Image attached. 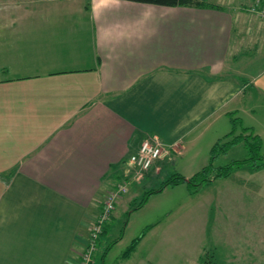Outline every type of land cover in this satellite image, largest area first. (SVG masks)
I'll use <instances>...</instances> for the list:
<instances>
[{"label":"crops","instance_id":"1","mask_svg":"<svg viewBox=\"0 0 264 264\" xmlns=\"http://www.w3.org/2000/svg\"><path fill=\"white\" fill-rule=\"evenodd\" d=\"M207 3L0 0V264H79L143 140L167 150L146 181L230 128L264 19Z\"/></svg>","mask_w":264,"mask_h":264},{"label":"rangeland","instance_id":"2","mask_svg":"<svg viewBox=\"0 0 264 264\" xmlns=\"http://www.w3.org/2000/svg\"><path fill=\"white\" fill-rule=\"evenodd\" d=\"M226 1L230 6H243L246 10L249 0H245L247 3ZM255 50L252 43L243 49L247 60ZM259 60L248 67V81H252L245 90L239 114L233 117L236 119L234 134L238 136L247 128L250 135L260 139V155L263 156L264 76H260V80L258 76L264 74V59ZM232 130L230 126L217 136L204 137L196 146L195 154L176 158L167 172L151 174L146 181L143 177L147 173L140 182L132 180L126 192L117 198L112 217L104 225L106 235L99 238L93 262L116 264L131 243L140 238L131 264L141 261L143 264H201L202 257H212L217 264H264V169L251 172L249 167H244L227 179L199 187L193 194L184 182L167 187L126 216L133 200L158 188L166 177L175 173L187 180L200 173L210 163V150L218 141L215 139ZM216 157L213 166L223 167L245 159L248 151L238 144Z\"/></svg>","mask_w":264,"mask_h":264},{"label":"trees","instance_id":"3","mask_svg":"<svg viewBox=\"0 0 264 264\" xmlns=\"http://www.w3.org/2000/svg\"><path fill=\"white\" fill-rule=\"evenodd\" d=\"M127 1L139 4L154 5L159 7H217L215 5H209L206 0H120ZM251 1V0H249ZM248 1V2H249ZM86 9H89V2H87ZM236 124V119L232 116L231 118V127L233 130L220 138L210 150V163L202 169V171L193 177L185 180L184 177L179 176L178 174H172L170 177H166L161 183L160 186L156 189L144 192L140 199H135L131 202V210L126 214L128 217L129 213L140 209V207L148 201V198L152 195L161 193L167 187H173L182 182L187 183L191 194L196 193L198 188L210 184L211 182L218 179H227L235 171H238L244 167H249L252 172L259 171L264 169V154L260 155V139L257 136L250 135L247 132V128H244V133L240 135H235L234 127ZM241 144L247 151L248 157L240 161H233L231 164H228L223 167H214L213 162L215 161L216 156L220 154H226L228 150L235 145ZM126 217V218H127ZM104 232V228H103ZM102 232V234H103ZM119 239V238H118ZM140 241V238L134 240L131 245L126 249L122 254L121 260L128 259ZM201 264H217L213 262L212 257H202L199 259ZM94 263V262H93ZM103 264V262H102Z\"/></svg>","mask_w":264,"mask_h":264},{"label":"built area","instance_id":"4","mask_svg":"<svg viewBox=\"0 0 264 264\" xmlns=\"http://www.w3.org/2000/svg\"><path fill=\"white\" fill-rule=\"evenodd\" d=\"M246 10L257 18L264 19V0L249 1ZM166 155L167 150L158 139L147 138L140 144L137 152L130 156L128 174L133 175L134 180L140 181L143 175L148 173ZM125 191V186L118 187L106 196L103 208L90 228L89 237L80 256L79 264H93V255L96 252L104 225L114 210L117 198Z\"/></svg>","mask_w":264,"mask_h":264}]
</instances>
